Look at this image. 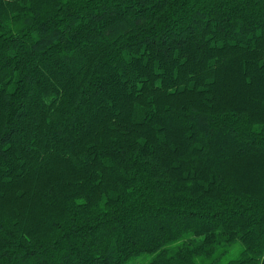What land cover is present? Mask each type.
Returning <instances> with one entry per match:
<instances>
[{
	"label": "trees",
	"instance_id": "16d2710c",
	"mask_svg": "<svg viewBox=\"0 0 264 264\" xmlns=\"http://www.w3.org/2000/svg\"><path fill=\"white\" fill-rule=\"evenodd\" d=\"M0 264H264V0H0Z\"/></svg>",
	"mask_w": 264,
	"mask_h": 264
}]
</instances>
